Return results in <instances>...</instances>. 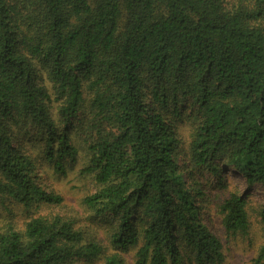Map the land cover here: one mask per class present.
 <instances>
[{
	"label": "trees",
	"instance_id": "obj_1",
	"mask_svg": "<svg viewBox=\"0 0 264 264\" xmlns=\"http://www.w3.org/2000/svg\"><path fill=\"white\" fill-rule=\"evenodd\" d=\"M75 128L82 205L114 252L89 224L35 216L0 228V264H124L132 247L135 264H224L203 173L264 188V0H0V203L60 205L39 164L65 175ZM225 177L217 212L245 234L251 199Z\"/></svg>",
	"mask_w": 264,
	"mask_h": 264
},
{
	"label": "rangeland",
	"instance_id": "obj_2",
	"mask_svg": "<svg viewBox=\"0 0 264 264\" xmlns=\"http://www.w3.org/2000/svg\"><path fill=\"white\" fill-rule=\"evenodd\" d=\"M77 129L72 131L71 138L80 149L79 159L74 165L68 167L65 175L55 173L53 168L45 162L39 164L38 172L42 183L47 190L60 195L63 198L62 203L60 205H42L31 212H26L21 204L13 200H5L4 203H0V228L9 222H16L18 226L22 225L24 221L35 216L60 215L72 218L79 226L89 224L90 235L103 243L106 255L114 252L109 239L110 229L102 224L94 225L92 220L88 221L89 212L82 205L83 198L95 190V184L91 177L81 172L88 162V155L83 141L84 134H79ZM27 146L30 151L42 156V148L36 146L33 141H29ZM230 173L231 175H229ZM203 176L202 188L212 191L213 198L204 205L202 213L209 230L220 238L223 244L224 264H256L255 259L259 249L264 246V217L262 216L264 188L257 185L248 186L234 171L228 169H225L219 176H213L208 171L204 172ZM222 176H226L225 178H228L229 182L237 184L243 192L249 194L251 199L248 205L250 227L245 234L230 236L222 225L221 216L216 209V202L227 195V191L220 185ZM229 190L231 191L232 188L230 187ZM105 255L97 259L94 264H103ZM120 256L124 260V264H135L136 248L132 247L128 251H122Z\"/></svg>",
	"mask_w": 264,
	"mask_h": 264
},
{
	"label": "bare ground",
	"instance_id": "obj_3",
	"mask_svg": "<svg viewBox=\"0 0 264 264\" xmlns=\"http://www.w3.org/2000/svg\"><path fill=\"white\" fill-rule=\"evenodd\" d=\"M229 175H231V173Z\"/></svg>",
	"mask_w": 264,
	"mask_h": 264
}]
</instances>
